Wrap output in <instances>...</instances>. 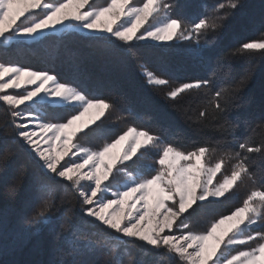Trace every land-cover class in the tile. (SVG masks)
I'll use <instances>...</instances> for the list:
<instances>
[{
	"label": "snow or ice",
	"instance_id": "6c2138e0",
	"mask_svg": "<svg viewBox=\"0 0 264 264\" xmlns=\"http://www.w3.org/2000/svg\"><path fill=\"white\" fill-rule=\"evenodd\" d=\"M179 7L178 0H104L99 5L93 0H0V41L9 45L87 33L108 50L118 41L127 55L145 41L190 42L205 76L181 80L171 73L158 75L146 64L140 74L151 88L167 89L164 97L174 102L203 93L196 121L210 119L222 133L214 146L185 150L160 132L134 124L99 147L82 144L81 137L91 132L106 136L101 126L116 108L114 101L61 81L49 70L2 61L0 104L7 109L12 135L0 136V145H15L37 166L30 191L48 198L32 221L55 231L56 195L71 194L78 202L79 223L65 214L63 233L55 237L74 254H115L120 245L138 241L146 254L164 255L169 264H264V230H256L264 227V168L254 171L251 162V154L264 156V142L241 139L239 118L230 119L252 76L248 71L235 79L232 61L255 54L264 58V34L215 51L240 0H218L192 17L180 15ZM217 80L227 83L217 85ZM132 114L129 110L116 120ZM11 155L5 153L6 168ZM25 175L22 169L20 183ZM117 177L123 179L114 184ZM241 187L245 195L239 206L193 230L188 218L196 208L227 199ZM86 226L97 239L69 238ZM103 264L120 261L113 255Z\"/></svg>",
	"mask_w": 264,
	"mask_h": 264
},
{
	"label": "trees",
	"instance_id": "16d2710c",
	"mask_svg": "<svg viewBox=\"0 0 264 264\" xmlns=\"http://www.w3.org/2000/svg\"><path fill=\"white\" fill-rule=\"evenodd\" d=\"M102 1L104 0L99 2ZM216 2L218 0H178L180 7L177 11L180 15L192 17L204 12L205 6L210 9ZM262 34L264 0H240V7L225 22L224 30L219 33L215 51L233 46L241 40L262 38ZM115 44V48L108 50L101 47L100 42L88 39L87 35H48L35 42H11L9 45L1 42L0 61L49 70L61 81L74 83L88 92H98L114 101L116 108L101 126L106 136L101 137L91 132L88 136L81 137L82 144L99 147L105 139L114 138L129 124L160 132L166 140L185 150L203 143L214 146L218 139L223 138L210 119L196 121L203 106V93H192L179 102H174L164 97L167 89L151 88L140 74V65L146 64L158 75L171 73L181 80L205 76L206 70L198 59L196 48L190 42L172 41L162 45L141 43L133 50L132 55H127L118 41ZM232 68V76L237 80L248 71H251L252 76L240 93L241 106L231 111L230 119L235 121L239 118L238 135L241 139L250 136L254 143H262L264 58L259 54L238 58L232 61ZM220 83L227 81L217 80V85ZM129 110L132 115L116 120ZM9 119L6 107L0 104V136L12 135L7 123ZM6 152L12 153L9 157L11 167L8 168L5 167ZM251 158L254 171L259 172L264 168V156L251 154ZM36 167L17 153L15 145H0V264H61V261L72 260H84L92 264L96 259L103 264L113 255L120 264H169L164 255L146 254L138 241L120 245L115 254L107 250L94 255L72 253L63 239L55 237L57 232L63 233L65 214L73 216L79 223V204L71 194L56 195L55 231H49L40 221H32V214L48 198L46 194L35 196L30 191L31 176ZM22 169L26 171V175L20 183ZM122 179L123 177H117L113 183ZM13 185L17 186L16 191L11 190ZM244 195L245 189L241 187L227 199L196 208L188 218L193 224V230H203L206 220L218 218L239 206ZM96 230L100 231L99 226ZM256 230H264V227L258 226ZM91 231V226H86L79 233L73 232L69 238L82 241L86 238L97 239L89 235Z\"/></svg>",
	"mask_w": 264,
	"mask_h": 264
},
{
	"label": "rangeland",
	"instance_id": "374dc122",
	"mask_svg": "<svg viewBox=\"0 0 264 264\" xmlns=\"http://www.w3.org/2000/svg\"><path fill=\"white\" fill-rule=\"evenodd\" d=\"M95 1H97V2H99L100 0H93V2L95 3V4H97ZM104 1H102L100 4H102ZM98 5V4H97ZM82 35H87V33H84V34H82ZM2 41H0V43H1ZM31 42V41H30ZM11 43V42H10ZM142 43H150V44H153V45H162V44H165V43H159V42H153V41H145V42H142ZM166 43H169V42H166ZM113 87V86H112ZM14 94V93H13ZM186 109H184V111H185ZM85 119H87V117H85ZM110 198V197H109Z\"/></svg>",
	"mask_w": 264,
	"mask_h": 264
}]
</instances>
